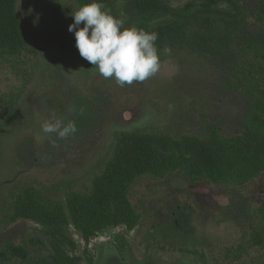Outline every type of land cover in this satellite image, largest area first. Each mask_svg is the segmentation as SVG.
Wrapping results in <instances>:
<instances>
[{"label":"rangeland","instance_id":"1","mask_svg":"<svg viewBox=\"0 0 264 264\" xmlns=\"http://www.w3.org/2000/svg\"><path fill=\"white\" fill-rule=\"evenodd\" d=\"M201 1L168 0L175 9ZM110 2L111 14L125 26L136 21L132 0ZM259 3L223 0L210 22L189 25L159 49L155 76L120 87L79 55L68 31L71 13L80 8L76 0H18L27 44L16 56H0V248L11 242L37 255L31 240L46 238L33 222L11 220L16 196L32 190L45 203L65 207L69 195L91 194L119 134L204 137L207 125L226 137L240 134L249 95L264 89ZM221 15L240 21L226 39L225 25L215 18ZM53 111L75 120L74 136L58 140L41 132ZM128 199L140 217L132 231L107 228L86 242L69 226L82 264H264V245L232 262L264 205V174L240 188L191 185L179 171L164 179L144 176L131 185Z\"/></svg>","mask_w":264,"mask_h":264},{"label":"trees","instance_id":"2","mask_svg":"<svg viewBox=\"0 0 264 264\" xmlns=\"http://www.w3.org/2000/svg\"><path fill=\"white\" fill-rule=\"evenodd\" d=\"M18 0H0V56H16L27 44L23 21L17 13ZM79 7L92 0H76ZM223 0H202L197 6L173 8L168 0H132L137 19L130 25L158 33V50L180 36L191 24L205 25ZM111 14L110 0H99ZM259 14L264 17V0H260ZM31 15L37 21L36 16ZM171 17V22L155 24V19ZM32 18V19H33ZM225 25L222 39L234 33L239 19L215 16ZM42 23V21H40ZM35 25L39 30L43 23ZM45 28L41 33L57 29ZM246 115L244 130L226 137L214 125H207L204 137L173 138L156 133H127L116 137L112 158L103 173L92 183L91 194H71L65 207L45 203L34 191L17 195L13 202L11 220H26L41 227L45 240H31L39 247L31 256L23 246L6 242L0 248V264H82L73 254L76 244L68 233L72 225L84 241L107 228L123 226L134 230L140 220L128 199V191L136 179L150 176L164 179L174 172H182L191 185L199 182L219 187L240 188L264 174V89L253 95ZM256 221L237 247L232 262L239 253L264 245V205L254 212ZM40 252V253H39ZM197 256L195 251L190 252ZM89 264L92 261L89 259Z\"/></svg>","mask_w":264,"mask_h":264},{"label":"clouds","instance_id":"3","mask_svg":"<svg viewBox=\"0 0 264 264\" xmlns=\"http://www.w3.org/2000/svg\"><path fill=\"white\" fill-rule=\"evenodd\" d=\"M71 15L74 22L68 31L74 33L79 55L94 65L104 79H112L124 87L143 82L160 70L158 33L125 27L126 20L114 17L99 0L82 5ZM164 51L167 53L170 49ZM40 130L45 136L55 134L58 140H66L78 131L75 120L54 111L41 123Z\"/></svg>","mask_w":264,"mask_h":264}]
</instances>
